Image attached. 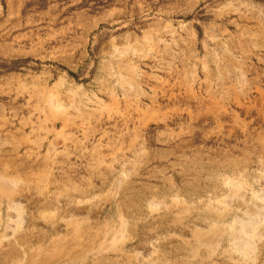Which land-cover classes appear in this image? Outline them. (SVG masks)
Segmentation results:
<instances>
[{
    "label": "rangeland",
    "instance_id": "obj_1",
    "mask_svg": "<svg viewBox=\"0 0 264 264\" xmlns=\"http://www.w3.org/2000/svg\"><path fill=\"white\" fill-rule=\"evenodd\" d=\"M263 160L264 0H0V264H101L104 241L262 264L189 241L248 210Z\"/></svg>",
    "mask_w": 264,
    "mask_h": 264
},
{
    "label": "bare ground",
    "instance_id": "obj_2",
    "mask_svg": "<svg viewBox=\"0 0 264 264\" xmlns=\"http://www.w3.org/2000/svg\"><path fill=\"white\" fill-rule=\"evenodd\" d=\"M124 61V60H123ZM206 70V69H205ZM126 71V70H125ZM123 72V71H122ZM226 82V80H225ZM221 83V82H220ZM223 87V86H222ZM54 92V91H53ZM73 97V96H72ZM71 97V98H72ZM44 99V98H43ZM67 99V98H66ZM81 105V104H80ZM45 107V106H44ZM58 111V110H57ZM65 123V122H64ZM46 144V143H45ZM39 152V151H38ZM48 155V154H47ZM264 161V160H263ZM260 164V163H259ZM5 170V169H4ZM11 171V170H10ZM32 171V170H31ZM258 171V170H257ZM262 178L264 179V163H262ZM2 175V174H1ZM0 175V199L6 198L9 201L10 208L12 211H20L18 210L19 204L18 199L16 200V194L14 191V183L13 180H8L3 175ZM261 175V174H260ZM259 175V176H260ZM126 176V175H125ZM9 178V177H8ZM28 178V177H27ZM123 178V177H122ZM261 178V177H260ZM259 180V179H258ZM126 181V180H125ZM14 185H13V184ZM119 184V183H118ZM229 189L228 197L236 198L240 197V199H245L244 188L239 183V181H235L234 179H230L225 184ZM116 188V187H115ZM78 191V190H77ZM117 192V191H116ZM158 192V191H157ZM76 196V195H75ZM252 196V195H251ZM16 197V198H15ZM75 198V197H74ZM253 202L248 208V210L243 214L236 215V217L232 220V222H225L226 224L214 227H204L201 228L195 235L192 237V240L189 241L190 245H194L192 256L196 258L201 250L207 251L209 257L215 255H225L228 254L229 250L238 257L242 258L245 262L250 263L251 260L258 259L257 249H264V192L258 195H255L253 198ZM18 201V202H17ZM177 201V200H176ZM82 203V202H81ZM152 205V204H151ZM180 207V206H179ZM154 209V208H153ZM9 211V210H8ZM77 211V210H76ZM226 210L225 212H228ZM231 211V210H230ZM160 212V211H159ZM224 214V213H223ZM232 214V213H231ZM19 215V214H18ZM213 215V214H212ZM219 216V215H218ZM228 216V215H227ZM223 218L224 216H219V218ZM218 218V219H219ZM15 219V218H14ZM177 219V218H176ZM77 220V219H76ZM73 221V220H72ZM75 221V219H74ZM222 221V220H219ZM69 222V221H68ZM88 222V221H87ZM159 222V221H158ZM84 224V223H83ZM82 224V225H83ZM30 226V225H29ZM31 227V226H30ZM65 227V226H64ZM34 228V227H33ZM38 229V228H37ZM35 229V230H37ZM57 229V228H56ZM73 229V228H72ZM115 229V228H114ZM91 230V229H90ZM58 231V230H57ZM86 231V230H85ZM107 231V229H106ZM22 232V231H21ZM34 232V231H33ZM65 232V231H64ZM71 232V231H70ZM76 232V231H75ZM82 232V231H81ZM100 232V231H99ZM32 233V232H31ZM61 233V231H60ZM74 233V232H73ZM93 233V232H92ZM97 233V232H96ZM94 232V235L96 234ZM62 234V233H61ZM91 234V233H90ZM99 234V233H98ZM51 235V233H50ZM58 235V234H57ZM63 235V234H62ZM91 236V237H94ZM113 235V234H112ZM118 235V234H117ZM116 235V236H117ZM125 232V236H126ZM43 236V234H42ZM66 236V235H64ZM78 236V235H77ZM84 236V235H83ZM119 236V235H118ZM124 236V237H125ZM44 237V236H43ZM54 237V236H53ZM59 237V236H58ZM74 237V236H73ZM86 237V236H85ZM88 237V236H87ZM108 237V236H107ZM114 237V236H113ZM123 237V236H122ZM123 237V238H124ZM33 238V237H32ZM64 237H61V239ZM101 238V237H100ZM112 238V237H111ZM54 239V238H52ZM57 239V238H55ZM60 239V238H59ZM74 239V238H72ZM96 239V238H95ZM109 239V238H108ZM114 239V238H113ZM156 239V238H155ZM31 240V238H30ZM38 240V239H37ZM47 240V237H46ZM76 240V239H75ZM86 240V238H85ZM101 240V239H100ZM123 240V239H122ZM126 240V239H125ZM123 240V241H125ZM41 241V240H40ZM61 241V240H60ZM71 241V240H70ZM74 241V240H73ZM72 241V242H73ZM118 241V240H117ZM132 241V238H131ZM42 242V241H41ZM112 242V240H111ZM58 243V242H57ZM79 243V241L77 242ZM80 244V243H79ZM92 244V242H91ZM120 244V243H119ZM117 242L115 244H108L106 241L101 243L97 249H91L89 251V255L96 262H102L101 264H171L170 260L166 258L168 255H165V259H161V252L151 246L144 253H135L131 254L126 248L118 246ZM186 244V242L184 243ZM227 244V246L223 245ZM261 244V245H260ZM63 245V244H62ZM74 245V244H73ZM84 245V244H83ZM87 245V244H86ZM131 245V244H130ZM188 245V244H187ZM260 245V246H259ZM71 246V245H70ZM189 246V245H188ZM49 247V246H48ZM89 247V246H88ZM52 248V247H51ZM50 248V249H51ZM74 248V247H73ZM70 248V249H73ZM94 248V247H93ZM159 249V247H157ZM49 249V248H48ZM63 249V248H62ZM84 249V248H83ZM131 249V248H130ZM161 249V248H160ZM164 249V248H163ZM183 249V247H182ZM47 250V249H46ZM76 250V249H75ZM162 250V249H161ZM186 250V249H185ZM191 250V249H189ZM33 251V250H32ZM55 251V250H54ZM78 251V249H77ZM166 251V250H165ZM164 251V252H165ZM168 251V250H167ZM181 251V250H180ZM179 251V252H180ZM45 252V250H44ZM68 252V251H67ZM66 252V253H67ZM79 252V251H78ZM81 252V251H80ZM85 252V251H84ZM170 252V250L168 251ZM178 252V251H177ZM178 252V253H179ZM189 252V251H185ZM69 253V252H68ZM75 253V252H74ZM86 253V252H85ZM84 253V254H85ZM36 254V253H35ZM73 254V253H72ZM88 254V253H87ZM86 254V255H87ZM68 255V254H67ZM88 255V256H89ZM172 255V254H171ZM220 255V256H221ZM261 255V254H260ZM79 256V257H78ZM87 256V257H88ZM173 256V255H172ZM80 258V255H77L76 258ZM84 257V256H83ZM174 257V256H173ZM179 257V256H178ZM183 257V256H182ZM223 257V256H222ZM229 257V256H228ZM255 257V258H254ZM257 257V258H256ZM63 258V257H62ZM75 258V259H76ZM82 258V254H81ZM181 258V257H180ZM193 258V259H194ZM232 258V257H231ZM39 259V258H36ZM59 259V258H58ZM172 259V258H171ZM178 259V258H177ZM184 259V258H182ZM188 259V258H187ZM49 260V259H48ZM52 260V259H51ZM78 260V259H77ZM195 260V259H194ZM68 261V260H66ZM75 261V260H73ZM84 261V260H83ZM92 261V260H91ZM37 262V261H36ZM45 262V261H44ZM61 262V260H60ZM77 262V261H76ZM90 262V261H89ZM173 262V261H172ZM184 264L183 261H181ZM187 262V261H186ZM185 262V263H186ZM189 262V261H188ZM203 262V261H202ZM43 263V261H42ZM54 263V262H53ZM70 263V262H69ZM81 263V262H80ZM175 263V262H173ZM179 263V262H178ZM205 263V262H203ZM64 264V263H63ZM84 264V263H83ZM91 264V262H90ZM96 264V263H95ZM190 264V263H189ZM206 264V263H205ZM258 264V263H257ZM264 264V262L262 263Z\"/></svg>",
    "mask_w": 264,
    "mask_h": 264
}]
</instances>
